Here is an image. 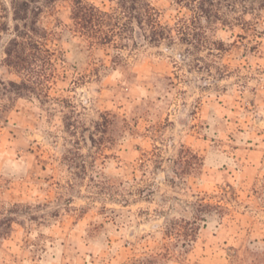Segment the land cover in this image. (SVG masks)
Segmentation results:
<instances>
[{
    "label": "rangeland",
    "instance_id": "374dc122",
    "mask_svg": "<svg viewBox=\"0 0 264 264\" xmlns=\"http://www.w3.org/2000/svg\"><path fill=\"white\" fill-rule=\"evenodd\" d=\"M147 1L173 40L91 44L75 0L32 3L54 65L48 98L0 89V264H264V4ZM17 24L0 0L6 83Z\"/></svg>",
    "mask_w": 264,
    "mask_h": 264
},
{
    "label": "trees",
    "instance_id": "16d2710c",
    "mask_svg": "<svg viewBox=\"0 0 264 264\" xmlns=\"http://www.w3.org/2000/svg\"><path fill=\"white\" fill-rule=\"evenodd\" d=\"M40 0H12L14 18L21 21L17 24L19 34L13 38L7 48V64L23 73L20 81L5 82L0 79V89H8V85L13 87L17 97L37 98L41 101L42 97L48 98L47 93L49 76L47 70L54 65V52L49 48L48 43L44 41L47 38V29L41 32L38 28L37 12L32 16V3ZM116 1L117 9L113 13L102 10L97 5L85 0H75L73 7V19L77 31L90 40L95 42L109 43L115 40V37H122L133 31L134 36L140 35L149 38L152 41L159 42L162 39L169 38L173 40V31L162 22L160 11L151 5L147 0H111ZM183 6L198 10L199 14L191 17H182L181 20L190 21L191 24L199 22L201 15L206 20L212 21L213 18H219L220 8L224 6L237 7L238 1L264 4V0H177ZM40 9L42 7H36ZM237 17V20H241ZM201 22V21H200ZM201 24V23H200ZM138 26V30L136 29ZM187 30V26H185ZM187 36H203L200 32L182 31ZM205 38V37H203ZM205 40V39H202ZM46 102H42V107L48 109ZM63 112V111H62ZM67 116L66 112L62 113ZM72 123L66 124L71 127ZM196 158H198L196 156ZM195 222L203 219V216L195 218ZM169 222H167L168 224ZM172 226L169 225L170 229ZM191 236H194L191 235Z\"/></svg>",
    "mask_w": 264,
    "mask_h": 264
}]
</instances>
